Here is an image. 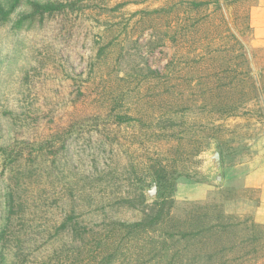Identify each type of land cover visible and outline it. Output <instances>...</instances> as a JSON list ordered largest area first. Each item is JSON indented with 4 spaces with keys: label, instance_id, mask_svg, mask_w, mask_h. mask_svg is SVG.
<instances>
[{
    "label": "rangeland",
    "instance_id": "rangeland-1",
    "mask_svg": "<svg viewBox=\"0 0 264 264\" xmlns=\"http://www.w3.org/2000/svg\"><path fill=\"white\" fill-rule=\"evenodd\" d=\"M35 1L73 8L17 28L32 13L22 1L0 22V196L11 183L3 150L32 151L41 174L39 185L23 182L30 210L15 224L24 249L0 264H81L89 246L77 257L73 239L57 235L65 215L75 210L102 241L103 221L142 219L136 195L148 204L157 195L152 165L177 177L175 218L216 205L264 228L255 218L261 193L244 187L264 153L255 0ZM259 249L250 264H264Z\"/></svg>",
    "mask_w": 264,
    "mask_h": 264
},
{
    "label": "trees",
    "instance_id": "trees-1",
    "mask_svg": "<svg viewBox=\"0 0 264 264\" xmlns=\"http://www.w3.org/2000/svg\"><path fill=\"white\" fill-rule=\"evenodd\" d=\"M10 1L12 5L9 10L0 2V22H6L22 1L28 3L32 10L30 15L19 19L17 28L29 18L55 16L73 8L68 1ZM119 119L122 120V117ZM3 151L8 158L7 170L11 183L4 189V195L0 196L3 202H0V212L5 215L0 227V262L4 261L6 252L11 251L18 259L24 249L25 241L19 237L15 224L16 221L21 223L25 220L30 210L25 199L28 189L23 188V182L39 185L41 178L32 165V151L28 153L29 158L23 156L22 149ZM22 158H25L24 167L15 169ZM174 174L162 164L152 165L148 186H156L155 200L148 204L146 195L141 191L136 195V200L144 215L142 219L134 222L110 221L108 224L103 221V241L100 239L101 231L89 236L90 230L76 217L75 210L65 215L57 228V235L67 234L73 239L77 257L82 256V249L89 246L81 264H250L261 250L259 247L264 249V228L256 223L249 225L247 218L228 215L216 205L194 204V210L188 212L184 219L175 218L172 215L175 205L172 195L177 184ZM126 202L132 204L129 208H138L125 197L123 203ZM256 230L259 232L255 233ZM139 239L141 249L134 255L132 243ZM147 247L151 249L145 256ZM249 247L253 250L247 251Z\"/></svg>",
    "mask_w": 264,
    "mask_h": 264
},
{
    "label": "crops",
    "instance_id": "crops-1",
    "mask_svg": "<svg viewBox=\"0 0 264 264\" xmlns=\"http://www.w3.org/2000/svg\"><path fill=\"white\" fill-rule=\"evenodd\" d=\"M251 29L253 31L254 47L264 48V0H255L250 14ZM246 189H256L261 193V203L256 209L255 218L264 224V153L254 162L253 169L244 180Z\"/></svg>",
    "mask_w": 264,
    "mask_h": 264
}]
</instances>
